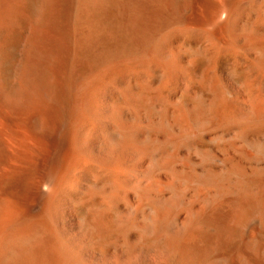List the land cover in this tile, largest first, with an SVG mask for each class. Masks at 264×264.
<instances>
[{
	"label": "bare ground",
	"instance_id": "obj_1",
	"mask_svg": "<svg viewBox=\"0 0 264 264\" xmlns=\"http://www.w3.org/2000/svg\"><path fill=\"white\" fill-rule=\"evenodd\" d=\"M134 1H138V5L143 8L141 10H144L139 13L141 17L137 15L138 12L136 15L130 13L131 16H129V9ZM112 2L114 19L112 31L114 50H112L115 64H118L117 62L131 63L135 59L136 63L134 62L135 66H133L143 67L140 63L144 60L137 61L138 56H132L129 51L122 54L126 50L125 45L127 48L128 45H132V43L124 45L122 41V38H125L122 37V26L126 25L130 28L134 18L130 20L132 14L140 18L145 15L149 20L144 17L146 21H143L137 17L135 21L141 20L138 26L142 24V21L145 24L148 23L147 28L152 30L150 20L152 22L157 15L163 17L171 12L176 26L173 24L175 27L172 30L164 32L165 35L160 44L155 40L156 46L159 44V47L151 51L156 52L154 60L157 61L148 60L152 63L151 65L160 62L163 66L159 68L161 72L164 68L168 74L178 77L185 70L184 65L187 60L185 58L189 55L180 40L190 36L204 41L202 47L199 45L197 48H191L190 51L187 48L194 57L204 55L211 50L213 52V49L216 51V48L217 50L218 48L219 50L220 48L237 49L247 58L249 57L248 60L251 58L258 63L261 75L258 71L256 74L260 75L259 77L263 76L264 79V0H112ZM3 3H0L3 6H1L4 10L2 11L6 13L7 7ZM87 5H90V2ZM85 9L87 10L86 6ZM1 15L5 18L2 12L0 17ZM247 15H255L256 23L248 24L245 20ZM159 17L158 20H160ZM168 17L165 16L164 20L166 21ZM162 20L161 18V22ZM153 22L157 23V20ZM159 24L157 25L160 26ZM128 27L125 28L128 30ZM160 27L159 30L157 27L159 32L163 29L162 26ZM61 28H59L60 31ZM138 28L129 30L131 32L129 36L133 33L138 34V30L142 32L141 29L146 27ZM163 30L166 31L165 27ZM149 32L151 31H148V35ZM125 33L124 30L126 36ZM143 33L148 36L145 31ZM144 34H141L142 38L146 37ZM161 34L160 32L159 38ZM141 36L136 39L140 41ZM156 38L158 39V36ZM137 40L131 41L138 42ZM184 40L187 41L186 38ZM131 41L126 39L124 43ZM144 41L147 44V41ZM121 46L125 49H121ZM57 48L53 49L59 51ZM223 51L221 49L220 52ZM56 52L53 54L55 55ZM230 54L231 52L228 55ZM37 56H39L38 53ZM53 57L51 55V59ZM49 59L50 56L47 59L48 63ZM156 65L152 67L158 68L159 64ZM112 66L114 65H111V68ZM125 67L123 70L119 67V72L125 71L126 76L131 72L130 77L133 76L134 67H130L133 70L126 67L131 71ZM108 68L110 67L107 66ZM231 71L233 72L231 66L219 70V79L232 83L234 79ZM136 72L139 75L141 71ZM143 72L140 74L143 75ZM184 73L185 71L181 75L183 78ZM101 75L99 73V76ZM35 76L38 78V75ZM99 76L97 74L98 79H92L95 81L103 77V75ZM96 84L94 85L97 89ZM182 85L184 86L183 82ZM263 85L261 86L264 89ZM183 86L181 87L180 84L181 88ZM92 87L93 85L90 89H93ZM96 89L93 91L95 92ZM126 89L128 87L119 89L123 91L127 100L124 105L112 106L108 100H104L103 105H98L96 94L90 93L94 96L92 100L96 102H92L89 98L90 101L88 103L85 101V105L81 106L74 105L73 100L74 104L70 102L69 106H62V103L61 106H48L43 113V120L40 119L43 128L40 126L42 128L40 130L37 124L35 125L36 121L31 123L36 126L38 132L37 130L35 132L34 127L28 123L29 128L31 127L28 130L32 129L33 137V147H29L32 149L30 152L33 157L32 181L27 199L24 198L25 194L19 193L22 190L18 188L17 192L19 195H24L22 196L24 200L19 198L20 201L17 200V202L14 198L18 193L14 195L16 190L13 191L17 188L16 186L11 188L12 190L8 188L7 191L11 190L8 194L5 189L8 196L1 188L3 193L1 192L0 197L2 194L5 197L0 198V264H11L13 260L15 262L12 264H16V259H20L19 264H264V101L262 100L264 98H257L261 100L260 102H257V99L251 102L249 96L246 97L247 94L238 90L241 92L240 97L237 95L238 92L235 94L238 98H235L239 105H232L230 110L219 116L215 107L214 111L211 110V105L209 111L207 108L205 109L207 113H204L202 102L198 101V98L202 99L200 97L194 100L196 106L188 104L182 107L174 101L176 103L174 108L172 103V106L168 108L158 106V101L157 109L155 107L153 109V107L149 108L150 105H147L145 101L149 109L147 107L142 109V106H138L139 101L136 100H143L149 94H145L142 99L143 94L130 93L131 91ZM129 89L132 88L129 87ZM115 90L117 89L114 88L111 91L115 92ZM48 95L47 93V97ZM87 97L85 100L88 99ZM102 97L105 96L101 95ZM155 97L157 99V95ZM155 97L154 100H156ZM97 98L100 99V95ZM154 100L152 102H156ZM164 100H162L163 104ZM45 105L43 104L42 107ZM34 107L38 108L33 106V111ZM226 108L228 109V106L224 108V112ZM42 110L37 111L40 113ZM34 114L36 113L34 112L33 116ZM36 123L40 124L39 121ZM28 124H26L27 127ZM197 139L207 143L206 148H201ZM18 140L20 144L21 139ZM18 140L13 139L14 142ZM16 144L18 143H14L16 150L23 148L17 149V146L23 145L21 143L20 146L19 144L16 146ZM12 147L13 145L9 150H12ZM26 150L28 149L23 148L24 152ZM13 152L16 154L14 149ZM10 196L14 197L13 200ZM83 196L100 199L102 211L95 204L97 207H94L101 212L94 207L91 209L88 207L90 210L88 218L83 219V216L80 218L79 212L75 211V206L83 203L81 201ZM27 208H32V212L28 211L29 216L25 211L28 210ZM14 240L19 241L20 244L26 242L23 245L17 242L21 249L14 247L20 250V258L17 256L18 251L13 252L14 249L10 250L12 254H15V259H13L14 255L11 256L12 254L8 257L9 253H5L8 256H3L5 252L3 249H6L10 243L11 246H9L12 248ZM103 248L105 252L101 251Z\"/></svg>",
	"mask_w": 264,
	"mask_h": 264
},
{
	"label": "rangeland",
	"instance_id": "obj_2",
	"mask_svg": "<svg viewBox=\"0 0 264 264\" xmlns=\"http://www.w3.org/2000/svg\"><path fill=\"white\" fill-rule=\"evenodd\" d=\"M3 2L5 3V7H7V8L5 9L6 13H4L3 12L4 10L2 8L3 6H2V4H0V7L2 6L0 8V10L5 15V18L3 15H1V17L3 16V18H2L3 20L0 19V20H2V22L0 21L1 22L0 23V190H1L0 196H1V192L3 193L1 188L4 189V194L7 195L9 193V191H11L13 188H15L14 186H16L17 188L13 189V191L16 190L14 195L18 193L17 192L18 188H20L22 190V191L19 190L20 191L19 193L25 194V197H24V195H21V194H20L21 195V197H20L19 193H18V195H15V198L12 197L13 195L10 196L12 198V200L14 198V201H16V202H17V200L20 201L21 199H23V197L27 199V197H28L27 194L29 191V185L32 181L33 157L31 154L32 152H30V151H32V149L29 147H33V144H32L33 137L31 134L32 129H31V131L28 130L29 124L30 125H31V123L33 124V121L34 122L39 121V123H40V119L42 118V120H43V116H44L43 113L48 108V106H59L61 103H62L61 104L62 106H67V105L69 106L70 102L73 103V101L75 103V104L73 103L74 105L81 106V105H85L84 104L85 101L88 103L90 101L89 98H91L92 102L93 101L96 102L95 100H92V99H94V96L90 95V93L96 94L95 95L96 100H97L96 104H98V105H101V104L103 105V103L106 100H108V101H110L112 106H121V105H124L127 100H125V97L123 95V91L119 90V89H121V87L122 88L128 87V89H126V90H128L129 92L131 91L130 93L133 92L134 94H138V95L143 94L141 96L142 99L144 98L145 94L146 95L149 94L143 100H141V99L136 100V101H139V102H137L138 106H142V109H144L145 107H147V109L152 108V107H153V109H154V107H155V109H157L158 106H164V107L169 108V106L171 107L172 104H174L172 107V108H174L176 103H178L182 107L187 106L188 104H190L189 106H191V105L196 106V103L194 102V100L197 99L198 97H200V99L201 98L202 99L199 100V98H198V101L202 102V108L204 109L203 110L204 113H207V112H205V109L207 110V108H208L207 111H209L210 105H211L212 106L211 110L214 111L216 109L215 110L216 113L217 112L219 113V114L217 113V115L221 116L224 113H226L228 110H230L232 108L231 107L232 105L238 104V103H236L237 102L236 98L240 97V93H241V92H239L240 90L242 91V93L244 92L243 94H245V95L247 94L246 97L249 96L248 98H249V100L251 99V102H255V100L257 98H260V99L264 98V94H263L264 89L261 86L264 84V79H263V76L259 77L261 75V73L259 70L258 63L256 61L251 60V58H250V60H248L249 57L247 58L246 55L242 54L243 53L242 51L237 50V49L234 50L231 48H228V49L226 48V50H225V48L224 49L220 48V50H219V48H218V50L216 48V51H215V49H213V52L211 50V51L204 53V55L201 54V55L194 57L193 55H191L189 53V51L191 50V48L194 49V48L199 47V45L201 47L204 46L203 45L204 41H201L200 38L198 39L195 37L186 36L185 38L188 42L187 41L185 42V40H184L185 38L180 40V42L182 41L181 43L183 44L184 48L186 47V51L189 54L186 56L188 58L190 57L189 60L187 57L185 58V59H187V60H185L186 63L183 62V63H185V65H184V69H185L184 70L185 71L184 78H183V76H181L184 71L180 75H178L179 78L170 74V73L168 74V72H166V70H164V68H163V71H165V73L163 71L161 72L160 71L161 69L159 70V68H162L163 66L160 65V62L156 63L157 65L159 64L160 66L158 65V68L154 69L153 67H155L156 64L155 65L153 64L154 65L153 66V65H151L152 64L151 62L157 61V60H154V58L156 57V54H155L156 52H153V51L155 49L157 50V48L159 47V44L162 42V39L165 35L164 32H167L168 30H172L176 26L175 25L176 22H174L175 20H173L174 18L171 15V12H168L166 15H163V17H162V15H160L161 17H159L157 15L156 16L157 19H156V17L154 19V20H157V23L156 22L154 23L153 22L154 20H152V22L150 20L149 23H152V26L150 25L152 28L150 26L149 27L153 30L152 31V30H149L147 28L148 23L146 22L147 24H145V22H143V21H146L149 19H147V17L145 15H142V18H140L141 14H139V13H141L142 11L144 12V10H141L143 8L140 5H138L139 2L134 1L132 6H130L129 16H131L130 13H133L136 15V12H138L137 15H140V17L139 16H137V17H139V19H142L143 21H142V24L140 26H138V23L140 24L141 20L137 19V21L138 20L139 21L138 22L135 21L137 17L132 14V17H130L131 18L130 20H132L133 17L134 18L131 21L132 22L131 26H130V24H128L130 26V28L126 25L124 27L122 26V31H123L122 37H125L124 39L122 38L123 44L125 45L126 43L127 44L132 43V45H130V46L128 45V48L126 47L127 45H125L126 50H124L125 48L121 46V49L124 48L123 49L124 51L122 50L123 52L122 51L121 52H122V54L123 53L125 54V51H126V53L129 51V53L132 56H134V57L138 56L137 61L140 60L139 62H142V60H144L142 63H144L146 61L144 64L140 63L141 65H143V67H138L137 64H139V63H137L136 64L137 66L134 67L135 66L134 62L136 63L135 59H133L134 62H131V63H129V62H123V63L117 62L118 64L114 63L116 61H114L115 60L114 51H113L114 50V48H113L114 44L112 41L113 40L112 31H113V27H114L113 8H112L113 2H112V0H89V1L88 0H4V1L0 0V3H3ZM89 2H90V5H87V3L89 4ZM4 3H3V5H4ZM91 3L93 5H91ZM85 6L87 7V10L85 9ZM134 6H136V7H134ZM1 12H0V14H1ZM142 14H144V13H142ZM167 15H170L171 17H168ZM165 16H166V18L168 17V19L170 18V20L166 19V21H165L164 20ZM253 16L255 17V15H247L245 20L248 24H250V22L252 24L256 23L257 18L256 17L254 18ZM60 17H61V19H60ZM144 17L146 18V20H144L145 19ZM158 17L160 20H158ZM161 18L163 19L162 22H161ZM135 22H137V23H135ZM160 22L161 23L164 22V23L161 24ZM167 22H169V23H167ZM165 23L169 24V25L166 26ZM56 24L58 26H56ZM134 24H137V25H134ZM153 24H155V25L159 24L160 26L163 27V29L165 27L166 31H164L162 29L163 30V32H162V30H160V32L162 33L161 34L162 36L160 35L161 36L160 38H159L160 32L158 30L161 29V27L157 25V27H159L157 30V27H154ZM173 24L175 26H173ZM70 25H71V27H70ZM142 25H145L143 27L144 28L146 27L145 28L146 30L141 29V28H143ZM137 26L141 30L145 31L147 35H148V31H151V33L149 32L150 34L148 36H146L143 33V31L141 32L138 30V32H137L136 31L138 28ZM60 27H62L61 31L64 30L63 32H61L59 30ZM68 27H69V29H68ZM125 27H128L129 29L127 30V28H125ZM153 27L156 29L154 30ZM167 27L169 29H167ZM123 28H125L124 29L126 32L125 34L128 35V38H126L127 35L126 36L124 35ZM134 28L136 29V30H134V32H137L138 34L132 32L133 34H131L130 35L131 37H130L129 33H131V32H129V30L133 31ZM65 31H66V33H65ZM140 32L142 35L144 34V36H146L148 38L147 39H146V37L142 38ZM62 33H63V35H62ZM137 35L141 36L140 41H139V39L138 40L136 39V38L140 37ZM157 36H158V39L156 38ZM126 39H128L129 41H131L133 39V40H137L138 42H136V41L132 42L131 41V42H125L124 43V40H126ZM144 40L147 41V44ZM155 40H157L159 42V44H157V46L155 44L156 43ZM159 40H161V41H159ZM190 41H191V43H190ZM199 41H200V43H199ZM143 42H144V44H143ZM53 43H55L56 45H54ZM59 43H60V45H59ZM63 43H64V46H63ZM194 44H196V45H194ZM53 45H54V47H53ZM187 45H189V46L192 45V46L188 47ZM57 46L59 48V51L56 49H53L55 47L57 48ZM46 47H47V51H46ZM61 47L63 49L65 47L66 48L63 50ZM187 48L189 51L187 50ZM43 49H44V51H43ZM49 49L51 51L52 50L57 51L56 54L54 55L53 53H55V51L54 52L52 51L53 52L52 53ZM221 49H222V51L223 50H225V51L220 52ZM62 50H63V52H62ZM147 50H149L150 52H148ZM151 50H153V51H151ZM111 51H112V53H111ZM145 51H147V52H145ZM45 52H48V54L47 53L45 54ZM49 52H51L50 54L52 55V57L54 56L52 59H51V55L49 54ZM64 52H66V54ZM211 52H212V55H211ZM230 52H231V54L228 55ZM37 53L39 54V56H37ZM59 53H60V55H59ZM143 53H145V55ZM147 53H149V55H151V56H149ZM152 53H154V54H152ZM220 54H222L223 56ZM42 55H43V57H42ZM67 55H68V57H67ZM49 56H50L49 63L51 64V67H50V64L48 63V60H47L49 58ZM60 56H62V57H60ZM145 57L146 58L149 57V59H146ZM60 58L61 59L63 58V59L61 60ZM148 60L151 62H149ZM119 63H120V66H119ZM146 63H148V65H151V67L149 66L150 69H149L148 65H146ZM183 63L180 66L181 71L183 70L182 69ZM231 63H233V64H231ZM125 64H127L126 67H129V69L133 70V68H130V67H134L135 71H141V72H143L144 70L145 71L150 70V71H148V72L144 71L143 75L140 74L141 72H139V75H138V72L135 73V71H133V76L131 75V77H130V74H132V73L127 72V70H129V69H127L125 67ZM214 64H215V66H214ZM34 65H35V68H37L36 70L34 68ZM47 65H49V66H47ZM111 65H114V66H112V68H111ZM115 65H116V68H115ZM123 65L127 69V70L126 69H124V70H126V72L129 74L128 76L125 75L126 74L125 71L124 72L122 71L124 68ZM107 66L110 67L114 72L110 68L107 69ZM144 66L146 69L144 68ZM227 66H231L233 68V72L231 71V73H233L232 74L233 79L235 80V83L237 85H235V83L233 84L234 80L231 83L230 81L225 82V81H222L221 79H219L220 77H218L219 76L218 71L223 69V68H226ZM47 67H48L49 71H48ZM58 67H60V68H58ZM113 67H114V69H113ZM119 67H121L120 69H122L121 73L119 72L120 71ZM137 67H138V69H137ZM45 68L47 69V71ZM117 68H118V71H116ZM142 68L144 69L143 71L141 70ZM41 69H43V70H41ZM50 70L53 71V73ZM56 71L58 73H56ZM129 71H131V70H129ZM257 71L260 74L259 76H257V74H258ZM98 72L103 75V77L100 78V80H97L98 79L97 74L99 76ZM117 74H118V76H117ZM134 74H136V75H134ZM255 74L257 77L255 76ZM35 75H38V78ZM101 76H99V77H101ZM138 76H139V78H138ZM126 77H128V78L126 79ZM181 77L183 78V80ZM92 78H97V79H95V81H94ZM80 79H84V80L81 81ZM90 79L93 80V82H91ZM119 79L120 80L123 79V80L120 81ZM173 79H177L178 81H175V80L173 81ZM179 79H181L182 81H180ZM142 81H143L144 85H143ZM40 82H41V85H40ZM87 82H88V84H87ZM126 82L130 86H128L126 84ZM176 82H178L179 84ZM182 82H183L184 86L182 85ZM95 83H97L96 84L97 89L95 88V85H94ZM102 83L104 84V86ZM114 83L116 85H114ZM138 83H140V84H138ZM141 83L145 87V89L147 88L146 90L145 89L143 90L144 87L141 85ZM111 84H113V85H111ZM180 84H181V87L183 86V88L180 87ZM232 84L234 85V87ZM35 85H37V86H35ZM92 85H93L92 88L96 89L97 91L95 90V92H94L93 89H90ZM120 85H121V87H120ZM124 85H125V87H124ZM231 85H232V87H231ZM238 85H240L242 87L240 88V86H238ZM45 86H46V88H45ZM141 86H142V88H141ZM42 87H44V88H42ZM65 87L66 88L68 87V88L66 89ZM129 87L132 89H129ZM178 87H180V88H178ZM263 87H264V85H263ZM114 88H116L117 90H115V92L111 91V90H114ZM220 88H223V89H220ZM246 88H248V89H246ZM38 89H39V92H38ZM42 89H43V91H42ZM73 89H74V91H73ZM224 89L228 93L226 91H224ZM232 89H234V90L232 91ZM54 90H56V91H54ZM91 90L93 92H91ZM137 90H139V91L136 92ZM147 90H148V92H147ZM67 91H69V92H67ZM71 91H72V93H71ZM108 91H111V92H108ZM60 92H61V94H60ZM73 92L76 94H74ZM47 93L49 94L48 97H47ZM66 93H68L67 95H69V97H67ZM219 93L221 95H219ZM55 94H56V97L59 96L60 98H56ZM83 94H84V96H83ZM235 94H237L238 97ZM259 94L262 96H260ZM99 95H100V99L97 98V97H99ZM101 95L105 96V97H102V98H104L103 100L101 98ZM156 95H157V99L155 97ZM171 95H172V98H171ZM257 95H258V97H257ZM72 96H73V98L74 97L75 98L73 99ZM87 96H90V97H87ZM121 96H123V98ZM165 96H167V98ZM85 97H87L88 99L85 100ZM106 97H107V99H106ZM154 97L156 100H154ZM159 98H161V100ZM165 98H166V100H164ZM66 99H68L69 101ZM149 99H151V100L148 101ZM168 99L171 102H169ZM260 99H257L258 101L257 100L256 101L260 102L261 101ZM60 100L62 102H60ZM75 100H77V101H75ZM123 100H125V101L123 102ZM152 100H154L156 102H152ZM162 100H164V104H163ZM213 100H214V102H213ZM262 100L264 101V99H262ZM145 101L147 102L146 103L147 105H150V107L145 105ZM158 101H159V103H158ZM174 101H176V103H174ZM140 102H142V103H140ZM160 102L162 104H160ZM133 103H135V101ZM137 103L135 105H137ZM143 103H144V105H143ZM156 103H158L159 105ZM43 104L44 105L46 104L45 107H42ZM77 104H79V105H77ZM197 105H198V103H197ZM206 105L208 107H206ZM33 106H36V108L38 106V108L35 109V107H34L35 110L33 111ZM227 106H228V109L226 108L225 109L226 111L224 112V108ZM40 107H42L43 110ZM214 107H215V109H213ZM222 108H223V110H222ZM38 109L42 110V112L40 111V113H39V111H37ZM34 112L36 114H34V116H33ZM220 112H222V113H220ZM42 120H41L40 124L35 122V125L37 124V126L39 128H40V126L43 128ZM26 124H28V127L26 126ZM31 126L34 127L35 132H36V130H37V132L39 131L38 129H36V126H34V125H31ZM42 128H40V130ZM24 130H26V131H24ZM19 138L21 139L20 142L22 143V144L21 143L20 144L23 146H20L19 140H18ZM13 139H16V141L18 140V142H14ZM26 139H28V140H26ZM198 140H200V141H198ZM196 141L199 142L198 144L201 148L202 147L206 148L207 143H205L201 139H197ZM13 142L19 144L20 147H18L17 146L18 144H16L17 149L23 147V148H27L28 150H26L25 152L23 151V148H21L19 151L16 150L14 148L15 145ZM200 142H202V143H200ZM11 144L13 145V147H12V150L11 149L9 150L10 146H12ZM24 146H27V147H24ZM13 149H14V151H16L17 155L15 154V152H13ZM27 151H29V153H27ZM9 152L13 153V155ZM19 152L21 154H19ZM27 177H29L30 179H28ZM20 182L21 183L23 182L22 185ZM8 188H10V189L12 188V189L7 191ZM5 189L7 191V194L5 193L6 192ZM10 193H12V192H10ZM4 194H2L3 198L5 197ZM17 196H19V197H17ZM2 197H0V198H2ZM16 198H18V199H16ZM19 198H20V200H19ZM92 198L83 196L81 198V201L83 203H80L79 205L75 206L76 208L78 207V209L75 208V211H76V213L79 212L78 215L80 218L82 216H83L82 217L83 219L88 218L87 215H89V211H90V210H88L89 208L91 209L92 207H94V206L97 207V205H98L99 206L98 208H100V210H101V207H103L102 204L99 203V202H101L100 199L98 200L97 197H93V196H92ZM84 199H86V200H84ZM90 199H92V200H90ZM95 204H97V205H95ZM80 205L82 207H80ZM98 208H95V209H98ZM27 209L28 210H25V211H27V216H29L30 212L28 213V211L32 212V208H30V209L27 208ZM13 242H12V248H10V246H11V243H10L9 244L10 246L8 245L9 247L7 246L6 249H3L5 251V252H3V256L7 255L9 253V256L8 255L7 256L11 257L14 255L13 259H15L16 258L15 254H12V253L15 251L16 252L18 251V255H17V253H16V255L18 256V258H20V250H16V248H14V247H17L18 249H21L20 248L21 246L18 245L19 241L14 240ZM25 243L26 242H24V243L21 242L22 245ZM22 247H24V246H22ZM25 247H26V245H25ZM8 249H9V252H7ZM10 249H12V250L14 249L13 252H11ZM101 251L105 252V249L103 248V249H101ZM5 253H7V254H5ZM9 259H11V261L13 260L12 258H9ZM16 260L20 261V259H16ZM17 261H16V264H19V261L18 262ZM12 262H15V261L13 260ZM12 262H11V264H12Z\"/></svg>",
	"mask_w": 264,
	"mask_h": 264
}]
</instances>
